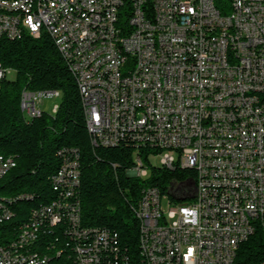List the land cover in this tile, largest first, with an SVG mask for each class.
<instances>
[{"label": "built area", "instance_id": "obj_1", "mask_svg": "<svg viewBox=\"0 0 264 264\" xmlns=\"http://www.w3.org/2000/svg\"><path fill=\"white\" fill-rule=\"evenodd\" d=\"M217 5L0 0V36L44 31L52 39L77 85L93 147L132 145L133 176L146 174L139 147L155 150L150 163L158 156L167 168L194 169L195 180L177 193L186 202L142 188L133 211L143 264H234L240 243L256 228L264 238V0L219 1L224 14L213 13ZM5 73L0 66V79ZM58 95L24 88V119L40 116L42 99ZM57 153L53 197L32 208L16 237L0 245V264H45L27 253V240L46 242L49 251L46 237L56 230L76 264H103L117 251L115 232L81 224L78 150ZM9 168L0 167V177ZM6 201L0 198V221L14 215Z\"/></svg>", "mask_w": 264, "mask_h": 264}, {"label": "trees", "instance_id": "obj_2", "mask_svg": "<svg viewBox=\"0 0 264 264\" xmlns=\"http://www.w3.org/2000/svg\"><path fill=\"white\" fill-rule=\"evenodd\" d=\"M219 1L226 0H218L217 5L224 14ZM120 21H126L123 13ZM0 66L14 72L12 78L5 73L0 79V157L10 158L13 163L0 177V198L7 200V208L14 213L0 221V245L16 237L32 208L53 197L49 177L54 171H60L61 158L57 151L74 147L80 158L81 224L105 228L117 235L116 256L105 255L103 264H143L138 246V220L133 211L142 188L154 186L166 193L169 201L186 202L190 198H180L174 192V184L194 181V169L178 166L170 169L152 164L148 155L155 150L139 147L146 174L133 176L129 173L135 167L132 166V145L93 147L75 80L46 32L38 37L27 32L14 39L0 36ZM24 88L58 90L61 98L56 111L42 112L27 122L19 106ZM54 234L48 231L46 237L51 244L49 251L44 247L46 242L29 239L27 253L35 259L48 260L45 264H76L66 245L67 238L57 230ZM252 263L264 264V238L260 228L240 243L234 258V264Z\"/></svg>", "mask_w": 264, "mask_h": 264}, {"label": "rangeland", "instance_id": "obj_3", "mask_svg": "<svg viewBox=\"0 0 264 264\" xmlns=\"http://www.w3.org/2000/svg\"><path fill=\"white\" fill-rule=\"evenodd\" d=\"M13 76H14V72L12 70H9L7 73V77L12 78ZM60 98H61V95L54 96V97H44L41 101V104H40L41 111L46 113V114H52V108L55 104L58 105V103L60 102ZM151 162L156 164V165L160 164L159 157L157 156V157L152 158ZM131 174H135V172H131ZM186 188H188V185H185V183L184 184L183 183H175L174 184V192L175 193H181L184 190H186ZM161 205H162L163 210L167 209V203H166L165 198L162 199Z\"/></svg>", "mask_w": 264, "mask_h": 264}, {"label": "bare ground", "instance_id": "obj_4", "mask_svg": "<svg viewBox=\"0 0 264 264\" xmlns=\"http://www.w3.org/2000/svg\"><path fill=\"white\" fill-rule=\"evenodd\" d=\"M213 13H220L217 6H213ZM85 125L89 133H91V124L90 121H88V118H85ZM12 161L10 158H2L0 157V167H10L12 166ZM135 172L136 174V166L130 170L129 173Z\"/></svg>", "mask_w": 264, "mask_h": 264}]
</instances>
